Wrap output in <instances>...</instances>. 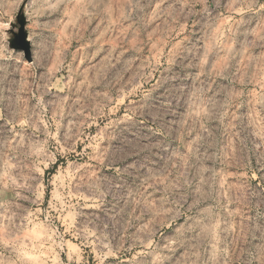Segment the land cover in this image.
<instances>
[{
    "label": "rangeland",
    "instance_id": "1",
    "mask_svg": "<svg viewBox=\"0 0 264 264\" xmlns=\"http://www.w3.org/2000/svg\"><path fill=\"white\" fill-rule=\"evenodd\" d=\"M0 264H264V0H0Z\"/></svg>",
    "mask_w": 264,
    "mask_h": 264
},
{
    "label": "water",
    "instance_id": "2",
    "mask_svg": "<svg viewBox=\"0 0 264 264\" xmlns=\"http://www.w3.org/2000/svg\"><path fill=\"white\" fill-rule=\"evenodd\" d=\"M21 43H22V46H23L25 52L28 54L29 48H28V45H27L26 41L24 40L23 36H21Z\"/></svg>",
    "mask_w": 264,
    "mask_h": 264
}]
</instances>
